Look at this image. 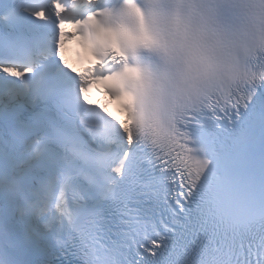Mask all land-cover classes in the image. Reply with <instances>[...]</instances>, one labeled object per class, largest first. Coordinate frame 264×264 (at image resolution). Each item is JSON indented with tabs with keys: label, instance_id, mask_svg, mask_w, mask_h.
Segmentation results:
<instances>
[{
	"label": "snow or ice",
	"instance_id": "snow-or-ice-1",
	"mask_svg": "<svg viewBox=\"0 0 264 264\" xmlns=\"http://www.w3.org/2000/svg\"><path fill=\"white\" fill-rule=\"evenodd\" d=\"M0 264H264V0H0Z\"/></svg>",
	"mask_w": 264,
	"mask_h": 264
}]
</instances>
